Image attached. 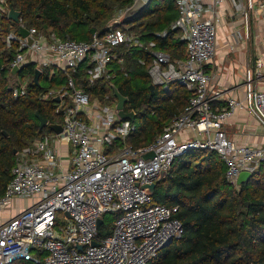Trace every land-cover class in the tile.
<instances>
[{
  "label": "built area",
  "instance_id": "2783aa9c",
  "mask_svg": "<svg viewBox=\"0 0 264 264\" xmlns=\"http://www.w3.org/2000/svg\"><path fill=\"white\" fill-rule=\"evenodd\" d=\"M8 1L0 0V13L7 16ZM139 1L133 0V5ZM172 1L179 15L171 30L181 32L184 58H172L157 50L156 42H150L151 61L140 63L148 67L155 87L167 89L177 83L191 97L179 116L144 147L125 143L136 127L121 119L116 98L112 104L93 97L78 87L75 79L83 73L88 85L95 86L115 79L117 70H123L125 57L117 50L124 45L136 48L141 42L115 28L119 21L115 20L104 36L94 34L88 42L50 40L34 28L28 29L26 38L14 31L7 35L6 48L18 47L10 64L12 71L32 65L41 71L48 68L65 73L68 79L64 86L39 96L42 101L59 98L57 113L63 114V132L44 134L17 153L12 179L0 197V215L15 200H31L30 206L0 223V264L18 260L34 264H150L184 234L177 218L179 206L155 203L145 188L165 178L176 159L190 151H214L226 165L227 181L235 186L242 172L253 174L264 163V146H238L224 128L238 109H245L264 128V87L254 86L255 79L262 77L263 61L257 60L249 71L243 97L229 98L223 108H217L214 103L222 99V92L213 88L204 67L216 56V7L222 0L212 6H207L206 0ZM252 8V0H248V9ZM235 9L244 11L240 5ZM260 9L264 13V0ZM18 25L25 28L22 20ZM29 82L30 78L12 86L14 98L28 94ZM63 140L68 142L67 167L62 164L63 151L57 147ZM116 142L124 144L109 154L107 148ZM106 215H114L115 221L110 235L101 238ZM99 220L104 221L101 226ZM36 250L41 254L34 256Z\"/></svg>",
  "mask_w": 264,
  "mask_h": 264
},
{
  "label": "trees",
  "instance_id": "16d2710c",
  "mask_svg": "<svg viewBox=\"0 0 264 264\" xmlns=\"http://www.w3.org/2000/svg\"><path fill=\"white\" fill-rule=\"evenodd\" d=\"M133 6V0H9L8 9L21 12L22 24L36 29L50 40L61 38L90 41L94 34L104 36L117 14ZM178 10L172 0H155L121 24H114L128 34L136 36L141 46L129 48L124 45L117 52L123 53L125 66L117 70V77L89 86L83 73L75 75L78 87L89 91L106 103H114L112 85L129 98L126 111H135L141 126L128 137L126 144L134 148L152 144L187 107L190 93L177 83L167 89L155 87L148 67L141 60L151 61L150 42L157 43V50L172 58L183 59L185 45L181 32L171 30L178 19ZM0 197L12 179L16 163L15 152L21 151L36 138L51 133L39 127L36 114L49 124H62L63 114L57 113L54 98L40 100L39 96L52 88L66 83L65 73L48 69L42 71L40 86L33 82L36 68L27 66L22 72H31L28 94L14 98L12 86L6 78L13 76L11 62L17 55V45L6 48V37L20 27L7 15L0 13ZM165 36L159 37L158 34ZM19 73V74H20ZM42 81L50 87L44 88ZM83 83V85L80 84ZM136 84L134 85V83ZM140 82L141 85H138ZM114 146V145H113ZM116 152L123 143L116 142ZM226 165L220 157L209 150L190 151L174 162L170 173L157 182L152 194L153 201L167 206H179L177 218L184 227L183 236L165 247L150 264H264V163L259 165L252 177L241 186L226 179ZM113 229L108 220L101 226L99 235L105 238ZM13 264H34L18 260Z\"/></svg>",
  "mask_w": 264,
  "mask_h": 264
},
{
  "label": "crops",
  "instance_id": "0c3cea01",
  "mask_svg": "<svg viewBox=\"0 0 264 264\" xmlns=\"http://www.w3.org/2000/svg\"><path fill=\"white\" fill-rule=\"evenodd\" d=\"M215 1L206 0L205 4L212 6ZM260 2L261 0H252L251 10L248 9V0H222L216 7L217 52L204 69L211 76L213 88L222 92V99L214 103L217 108H223L229 98L243 97L249 71L259 59L263 61L262 77L255 79L254 86L256 89L264 87V13L260 9ZM235 5H240L248 18L245 17L246 13L237 12ZM224 128L229 138L238 146H264V128L245 109L236 110L226 121ZM57 147L62 149V164L67 167L68 142L59 141ZM24 202H28L26 207L31 205V200H15L13 206L0 215V223L15 215L20 208H26L23 207ZM16 203L21 207L14 209Z\"/></svg>",
  "mask_w": 264,
  "mask_h": 264
},
{
  "label": "water",
  "instance_id": "95a60500",
  "mask_svg": "<svg viewBox=\"0 0 264 264\" xmlns=\"http://www.w3.org/2000/svg\"><path fill=\"white\" fill-rule=\"evenodd\" d=\"M152 1L153 0H140L137 4L132 6L133 8L132 7L131 8L133 10H136L138 8L143 9L145 7H148ZM8 18L12 22L19 24L20 20H21V12L10 8ZM19 34L22 37L26 38L29 36V31L26 28L20 27ZM29 42L32 43V38H29ZM25 68L26 67H24L23 69H25ZM20 72H21V70L18 68H14L12 71V73L14 75L19 74ZM41 74H42L41 70H39V69L35 70V74H34V78H33V82L35 85L40 86ZM154 89H155V86L152 84L150 86V90H151L152 94L154 93ZM112 90L114 93V97L116 98V101H117L116 109L119 111L118 112L119 116L123 120H129V121L134 123L136 120V116H137L136 112L135 111H131V112L126 111V105L129 103V98L123 96L115 85H112ZM54 101L59 103L60 100H59V98H55ZM36 117L39 121V127L41 130L48 127L55 134H61L63 132L62 125H60V124H48V120L44 119L43 117L39 116L38 114H36ZM15 154H16V152H15ZM252 175L253 174L250 172H242L241 175L239 176L238 181H237V185L241 186L243 183H246L252 177ZM156 186H157V184H152L150 186H146L145 188H148L149 191L153 194L155 189H156ZM66 216H69V215L66 214ZM103 222H104L103 220H99L98 226H101L103 224ZM94 245H96V243Z\"/></svg>",
  "mask_w": 264,
  "mask_h": 264
},
{
  "label": "rangeland",
  "instance_id": "374dc122",
  "mask_svg": "<svg viewBox=\"0 0 264 264\" xmlns=\"http://www.w3.org/2000/svg\"><path fill=\"white\" fill-rule=\"evenodd\" d=\"M153 2H155V0H153ZM133 8V7H132ZM126 9V10H123V11H121V12H119L118 14H117V17L116 18H114V20L110 23V25L109 26H111L112 24H113V22H115V20L116 21H119V23L121 24V23H123L124 22V20L126 19L127 20V18H129V16L130 15H135L137 12H139L140 10H141V8H138V9H136V10H133V9ZM45 69H48V68H44V70ZM49 70V69H48ZM45 71H47V70H45ZM53 74L54 73V71L52 70V71H50V74ZM6 78H7V80H8V82H9V85H10V87L11 86H16L17 84H19V83H22V82H25V81H27L29 78L31 79V78H33V74L31 73V72H29V71H27V72H22V73H20V74H16V75H13V76H10L8 73L6 74ZM136 84V82L134 83V85ZM138 85H141L140 84V82L138 83ZM42 86L44 87V88H49L50 87V85L46 82V81H42ZM129 105V104H128ZM135 123L137 124V126L139 127V126H141V120H140V118H137L136 120H135ZM120 143H123V142H120ZM124 144V143H123ZM111 147H113V149L116 147L115 146V144H114V146H111ZM24 206L23 207H26L27 205H28V202H24V204H23ZM21 207V205H17V203L15 204V206H14V209H16V208H20ZM22 208H20V210H21ZM105 220H106V222L108 221V220H110V221H112V223L114 224V221H115V216L114 215H106L105 216ZM33 253V255L34 256H38L39 254H41V252L40 251H38V250H36V251H33L32 252Z\"/></svg>",
  "mask_w": 264,
  "mask_h": 264
}]
</instances>
